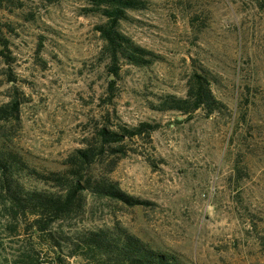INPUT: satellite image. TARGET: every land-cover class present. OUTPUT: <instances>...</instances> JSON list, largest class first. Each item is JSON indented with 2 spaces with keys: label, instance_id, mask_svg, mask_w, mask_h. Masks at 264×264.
<instances>
[{
  "label": "rangeland",
  "instance_id": "374dc122",
  "mask_svg": "<svg viewBox=\"0 0 264 264\" xmlns=\"http://www.w3.org/2000/svg\"><path fill=\"white\" fill-rule=\"evenodd\" d=\"M17 1L0 7V105L14 94L23 103L18 119L0 123L1 146L40 171L61 169L104 124H160L151 142L128 139L126 156L99 164L146 204L89 193L85 214L52 231L119 223L185 264H264V0H149L147 9L130 10L122 30L159 59L123 62L113 100L96 29L102 16L83 14L84 0ZM202 68L222 111L157 109L165 94L185 96L190 74ZM22 180L45 187L32 175ZM2 205L0 264H58L42 236L14 235Z\"/></svg>",
  "mask_w": 264,
  "mask_h": 264
},
{
  "label": "trees",
  "instance_id": "16d2710c",
  "mask_svg": "<svg viewBox=\"0 0 264 264\" xmlns=\"http://www.w3.org/2000/svg\"><path fill=\"white\" fill-rule=\"evenodd\" d=\"M82 13L100 15L104 21L96 29L104 41V51L110 59L113 78L108 85L109 100L116 96L115 83L122 63L149 66L159 59L154 51L137 43L125 33L122 21L130 18V10L147 9L149 0H84ZM1 8L18 7L17 0H0ZM5 46L4 39L0 38ZM12 80H15L13 77ZM23 101L18 94L0 105V123L19 118ZM225 103L215 95L210 73L206 68L194 69L188 79L185 96L165 94L157 109L178 111L192 116L198 110L207 115L222 111ZM159 123L142 122L130 127L97 128L83 147L75 149L65 159L61 169L40 171L31 167L23 157L10 148L0 145V201L1 212L9 219L8 228L17 235L22 230H32L55 254L58 264H67L62 253L81 256L87 264H185L175 252L153 247L149 242L121 224L111 227H80L72 234L61 230L52 231L58 221L82 216L86 211L87 194L123 202L129 206L146 204L147 201L127 193L109 172L99 167L106 157L118 158L128 154L126 140L138 137L151 142ZM1 139V137H0ZM5 146L9 137L2 139ZM23 174L32 175L45 184L44 188L28 186ZM46 234V238H45ZM32 263H35L31 260Z\"/></svg>",
  "mask_w": 264,
  "mask_h": 264
},
{
  "label": "water",
  "instance_id": "95a60500",
  "mask_svg": "<svg viewBox=\"0 0 264 264\" xmlns=\"http://www.w3.org/2000/svg\"><path fill=\"white\" fill-rule=\"evenodd\" d=\"M114 76L112 75L111 78H113Z\"/></svg>",
  "mask_w": 264,
  "mask_h": 264
}]
</instances>
